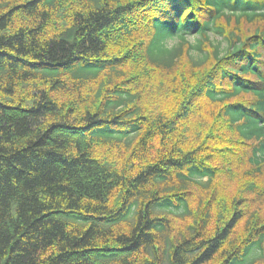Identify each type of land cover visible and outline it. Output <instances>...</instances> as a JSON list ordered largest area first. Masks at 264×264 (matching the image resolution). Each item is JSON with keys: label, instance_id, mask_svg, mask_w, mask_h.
<instances>
[{"label": "trees", "instance_id": "1", "mask_svg": "<svg viewBox=\"0 0 264 264\" xmlns=\"http://www.w3.org/2000/svg\"><path fill=\"white\" fill-rule=\"evenodd\" d=\"M0 264H264V0H0Z\"/></svg>", "mask_w": 264, "mask_h": 264}, {"label": "rangeland", "instance_id": "2", "mask_svg": "<svg viewBox=\"0 0 264 264\" xmlns=\"http://www.w3.org/2000/svg\"><path fill=\"white\" fill-rule=\"evenodd\" d=\"M188 40H189L191 43H194V42H196L197 38H196V37H189ZM211 40H213V41H219V39H217V38H215V37H213V36H211ZM176 44H177V41H175V40L170 41V42L167 43L168 47L174 46V45H176ZM195 57H196V56H195Z\"/></svg>", "mask_w": 264, "mask_h": 264}]
</instances>
